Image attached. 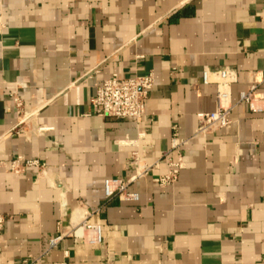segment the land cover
I'll return each instance as SVG.
<instances>
[{"label":"crops","instance_id":"crops-1","mask_svg":"<svg viewBox=\"0 0 264 264\" xmlns=\"http://www.w3.org/2000/svg\"><path fill=\"white\" fill-rule=\"evenodd\" d=\"M205 69L236 73L232 124L197 136L219 108ZM114 75L154 77L139 126L94 115ZM254 85L264 98V0H0V264H264V114L239 102ZM174 128L185 166L161 189ZM135 151L161 169L130 186L138 203L106 200ZM19 157L46 168L12 174ZM85 220L101 245L68 235Z\"/></svg>","mask_w":264,"mask_h":264},{"label":"built area","instance_id":"built-area-1","mask_svg":"<svg viewBox=\"0 0 264 264\" xmlns=\"http://www.w3.org/2000/svg\"><path fill=\"white\" fill-rule=\"evenodd\" d=\"M202 80L205 85H215L217 87L219 108L216 113L201 114L198 116L199 128L197 136L215 134L230 128L232 124V108L229 106L230 89L237 82V76L230 69L216 71L205 69ZM154 87L155 80L153 75L131 79L114 75L112 78L97 86L96 97L92 100L94 115L102 119L129 121L139 126L146 118V104ZM14 102L18 115L26 117L22 101L15 98ZM239 102L245 104L252 113L264 114V98L257 94L256 85L251 86L247 92L241 93ZM27 121L28 117L20 123L17 129L19 133H23L21 126L25 125ZM174 131L175 134L172 139L171 151L163 158L167 172L158 179V185L161 189L174 186L179 179L180 171L185 166L181 156V147L184 145V141L179 138L176 128H174ZM144 137L145 134H139L140 139ZM130 165L134 170V175L129 180L107 179L103 182L106 200L118 199L121 202L138 203L140 196L137 193L131 192L129 190L130 186L148 177L154 171H159L162 167L161 161L143 165L139 151L132 153ZM45 168L46 166L39 160L30 161L19 157L12 162L9 170L12 174L20 175L26 170L41 172ZM5 225L6 219L0 215V231L4 230ZM78 230L82 231L81 236H78ZM68 235L77 240H82L84 244L89 246H97L103 243L101 227L98 225H90L86 220L70 230ZM63 236V234H59L51 242V247H56L63 239ZM24 264L29 263L24 262Z\"/></svg>","mask_w":264,"mask_h":264},{"label":"bare ground","instance_id":"bare-ground-1","mask_svg":"<svg viewBox=\"0 0 264 264\" xmlns=\"http://www.w3.org/2000/svg\"><path fill=\"white\" fill-rule=\"evenodd\" d=\"M78 221H80V219H79ZM75 222H77V221L75 220ZM80 231H81V230H78V232H77L78 236H81V235H82V233H80ZM79 233H80V234H79Z\"/></svg>","mask_w":264,"mask_h":264}]
</instances>
